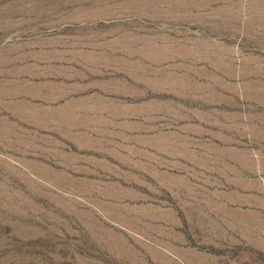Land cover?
<instances>
[{
  "label": "rangeland",
  "instance_id": "rangeland-1",
  "mask_svg": "<svg viewBox=\"0 0 264 264\" xmlns=\"http://www.w3.org/2000/svg\"><path fill=\"white\" fill-rule=\"evenodd\" d=\"M0 264H264V0H0Z\"/></svg>",
  "mask_w": 264,
  "mask_h": 264
}]
</instances>
